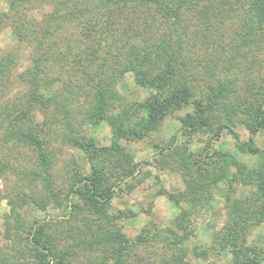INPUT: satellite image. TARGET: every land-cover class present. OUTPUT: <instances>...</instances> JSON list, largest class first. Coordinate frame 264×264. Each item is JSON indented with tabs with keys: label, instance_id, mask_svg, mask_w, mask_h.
<instances>
[{
	"label": "trees",
	"instance_id": "trees-1",
	"mask_svg": "<svg viewBox=\"0 0 264 264\" xmlns=\"http://www.w3.org/2000/svg\"><path fill=\"white\" fill-rule=\"evenodd\" d=\"M2 1L0 30L10 27L14 43L0 54V264H194L188 253L221 252L226 264H263L248 238L264 224V148L255 143L264 133V0ZM127 76L145 100L121 94ZM179 112L180 131L152 145L156 168L183 179L182 190L157 192L178 212L131 239L120 225L129 213H110L141 165L128 144ZM104 125L105 146L96 138ZM198 135L206 142L192 150ZM222 137L252 163L214 149ZM63 147L83 156L85 171L74 158L56 171ZM217 197L221 228L207 246L190 245L191 218Z\"/></svg>",
	"mask_w": 264,
	"mask_h": 264
},
{
	"label": "rangeland",
	"instance_id": "rangeland-1",
	"mask_svg": "<svg viewBox=\"0 0 264 264\" xmlns=\"http://www.w3.org/2000/svg\"><path fill=\"white\" fill-rule=\"evenodd\" d=\"M5 8V4L0 0V10ZM14 43V35L11 32L10 27H4L0 30V54L5 51L9 46ZM202 53V52H201ZM203 54V53H202ZM27 62H24V66ZM20 70V69H19ZM12 78L16 76V72L12 73ZM119 91L125 97L127 101H143L147 97L146 93L138 88L132 77L127 76L118 86ZM15 87L12 90V94H16ZM12 98V97H11ZM85 99H80V104H85ZM78 103V106L80 105ZM85 106V105H84ZM183 112L175 113L165 119L160 132L155 133L150 138L143 141H132L128 144V149L133 155V161L141 163L139 170L135 173L132 180L128 181L121 192H117L111 203L110 213H117L118 211H126L130 217L120 222L123 232L131 239L139 234L142 229L151 227V222L161 227L168 226L173 217L177 214L178 210L172 205V203L164 196L158 195V190L163 187L168 192H178L182 190L184 182L181 176L175 173H170L167 170L159 171L156 168L155 158L157 157V149L152 147L154 143L164 141L171 137L175 133L180 131L181 123L178 120V116H182ZM86 128H84V133ZM239 139L246 140L247 132L243 128L237 130ZM110 132L107 126H102L96 133L97 141L100 145L109 144ZM179 138H183L179 135ZM206 142L205 137L198 135L194 138L192 143V150H199L204 146ZM255 143L257 146L264 148V133H259L255 137ZM212 147L216 150H229L236 157L241 158L244 162L252 163L251 159L243 154H239L234 146L233 140L230 137H222L217 142H214ZM62 154L59 157V161L56 164V171H61L63 166L68 162L69 158L76 159L82 170H86V162L78 152L69 149L67 147L62 148ZM22 157L29 158V154L24 152ZM20 162V161H17ZM148 162V165L143 163ZM158 177V180L155 177ZM158 182H157V181ZM157 182V183H156ZM222 189V187H221ZM216 196H219L216 193ZM224 203L219 197L211 203L205 215L199 218H191L190 229L192 230L189 236L188 243L190 245L207 246L210 242L211 233L213 230L217 231L221 228L225 220ZM8 211L6 201L0 203V223L1 216ZM38 218L43 219L45 216L42 213H35ZM209 225L214 226L209 228ZM0 228H2L0 226ZM5 243L2 239L0 245ZM249 245H256L264 250V224L259 227L253 228L251 235L248 238ZM163 248L156 244L150 252L156 254ZM139 253L150 256L152 253H147L143 250H138ZM164 254L166 252L161 251ZM230 255L228 252H221L218 255L209 254L206 259L194 257L193 254L188 253L187 259L192 260L194 264H226L228 263ZM264 264V262H263Z\"/></svg>",
	"mask_w": 264,
	"mask_h": 264
}]
</instances>
